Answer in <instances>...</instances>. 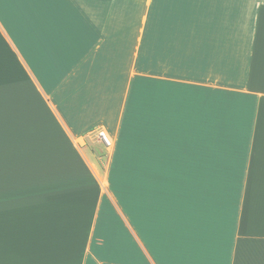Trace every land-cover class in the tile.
Listing matches in <instances>:
<instances>
[{"label": "crops", "instance_id": "0c3cea01", "mask_svg": "<svg viewBox=\"0 0 264 264\" xmlns=\"http://www.w3.org/2000/svg\"><path fill=\"white\" fill-rule=\"evenodd\" d=\"M0 264H264V0H2Z\"/></svg>", "mask_w": 264, "mask_h": 264}, {"label": "built area", "instance_id": "2783aa9c", "mask_svg": "<svg viewBox=\"0 0 264 264\" xmlns=\"http://www.w3.org/2000/svg\"><path fill=\"white\" fill-rule=\"evenodd\" d=\"M100 136L102 138V140L104 141V143L107 145V146H111L112 145V140L111 138L104 132V131H101L100 132Z\"/></svg>", "mask_w": 264, "mask_h": 264}, {"label": "snow or ice", "instance_id": "6c2138e0", "mask_svg": "<svg viewBox=\"0 0 264 264\" xmlns=\"http://www.w3.org/2000/svg\"><path fill=\"white\" fill-rule=\"evenodd\" d=\"M2 2V0H0ZM24 3H48L50 0H22Z\"/></svg>", "mask_w": 264, "mask_h": 264}, {"label": "rangeland", "instance_id": "374dc122", "mask_svg": "<svg viewBox=\"0 0 264 264\" xmlns=\"http://www.w3.org/2000/svg\"><path fill=\"white\" fill-rule=\"evenodd\" d=\"M102 139V138H101ZM112 144H113V142H112Z\"/></svg>", "mask_w": 264, "mask_h": 264}]
</instances>
